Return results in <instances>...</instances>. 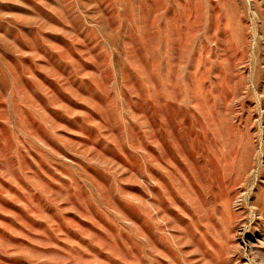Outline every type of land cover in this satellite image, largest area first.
<instances>
[{
  "label": "rangeland",
  "instance_id": "1",
  "mask_svg": "<svg viewBox=\"0 0 264 264\" xmlns=\"http://www.w3.org/2000/svg\"><path fill=\"white\" fill-rule=\"evenodd\" d=\"M0 264H264V0H0Z\"/></svg>",
  "mask_w": 264,
  "mask_h": 264
}]
</instances>
